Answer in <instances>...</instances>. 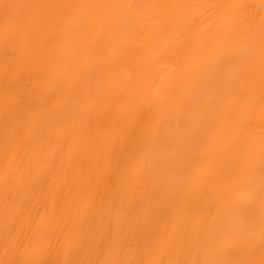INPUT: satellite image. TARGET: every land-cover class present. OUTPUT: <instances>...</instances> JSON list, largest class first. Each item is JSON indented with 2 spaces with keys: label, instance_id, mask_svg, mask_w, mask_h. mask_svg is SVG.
Segmentation results:
<instances>
[{
  "label": "snow or ice",
  "instance_id": "obj_1",
  "mask_svg": "<svg viewBox=\"0 0 264 264\" xmlns=\"http://www.w3.org/2000/svg\"><path fill=\"white\" fill-rule=\"evenodd\" d=\"M135 7L131 4L0 3L5 41L17 37L20 49L19 58L5 66L6 82L0 90V109L4 114V243L6 256L22 257L0 260V264H257L252 259L182 260L165 258L164 254L165 249L175 247L187 252L195 249L205 255L212 250L231 254L244 250L251 254L257 239L262 257L258 264H264V0L260 5L259 31L262 73L259 137L253 128L256 111L251 81L244 74L255 55L250 49L247 57L237 61L239 70L233 75L235 86L226 85V91L219 95L218 120L229 133L225 156L215 170L197 164L186 171L182 186L177 190V202L182 205L191 195L186 190L191 185L196 183L205 189L202 207L186 227L179 244L146 231L143 242L134 250L123 229L112 226L113 218L119 223L114 201L109 205L102 196L98 204L89 207L87 199H77L84 194L98 193L101 188L107 192L112 184L120 188L132 185L148 165L150 153L162 147L160 122L153 123L148 113L153 110L163 113L169 104L168 93L146 95L140 102L101 96L95 99L89 96L85 101L75 88L69 90L68 83L73 77L87 81L97 70L96 66L89 64L70 73L52 57L53 52L68 44L70 35L88 37L98 25L114 18V10ZM243 23L237 21L236 26ZM82 104L87 111H76ZM78 119L96 125V136L104 141L106 150L80 161L81 169L86 171L76 195L65 198L63 205H53L51 212L45 206L40 220L29 227L31 235L24 243L15 235L13 227L18 210L29 207L46 179L44 173L49 161L54 164L59 158L57 146L66 122ZM241 170L243 179L234 180L233 174ZM257 182L260 188L258 236L253 200ZM65 208L71 210L68 223L60 225L57 221L54 227L53 221L57 216L63 217ZM37 215H40L38 210ZM53 235L57 236L58 249L51 247ZM56 250H62L65 259L47 258ZM145 251L159 252V258L148 261L122 258Z\"/></svg>",
  "mask_w": 264,
  "mask_h": 264
},
{
  "label": "bare ground",
  "instance_id": "obj_2",
  "mask_svg": "<svg viewBox=\"0 0 264 264\" xmlns=\"http://www.w3.org/2000/svg\"><path fill=\"white\" fill-rule=\"evenodd\" d=\"M18 4H108L136 5L132 9L114 10V18L98 25L88 37H68V44L52 53L58 66L69 72L95 65L87 81L70 79L68 88H75L83 100L101 96L105 99L122 97L136 102L145 96L169 94V104L163 113H148L153 123L160 122V144L149 155V163L132 185L120 188L116 184L98 193L84 194L88 206L100 202L104 196L119 212V223L112 219L113 228L127 234L132 249L144 240L145 232L172 239L179 244L188 224L196 217L203 203L205 189L194 183L183 204L177 202V190L182 186L186 171L195 165L217 169L227 151L229 133L218 120L219 95L226 85L235 86L237 61L255 53L244 74L250 78L256 121L255 135L260 132L261 60L259 31L262 0H0V3ZM184 5L187 7H174ZM214 5L215 7H209ZM233 5H249L240 9ZM244 23L237 27L236 22ZM20 56L19 40L4 38L0 13V90L6 82L5 66ZM25 80L27 73L25 72ZM31 86V84H29ZM94 111V107L92 108ZM76 111H87L82 104ZM4 114L0 109V260L21 259L19 255L6 256L4 232V197L2 177ZM59 158L49 161L41 183L29 207L19 209L13 225L15 235L27 243L29 227L40 220L45 206L63 205L65 198L76 195L83 171L80 161L85 156L102 154L104 141L96 136V125L84 119L67 121L60 133ZM258 152V148H257ZM182 165L178 168L177 165ZM50 169V171L48 170ZM233 179H243L242 170ZM256 206L255 230H260V188L257 182L253 193ZM37 210L40 215H37ZM71 210L65 208L63 217L53 221L68 223ZM107 225V221H106ZM58 235V234H57ZM62 240V237H61ZM51 247L58 249L57 236L51 238ZM165 258L195 260H261L257 239L251 254L242 250L231 254L212 250L207 255L183 251L179 247L165 249ZM52 261L65 259L62 250L47 257ZM85 258V257H80ZM95 258V257H91ZM127 260L159 258V252L145 251L122 257Z\"/></svg>",
  "mask_w": 264,
  "mask_h": 264
}]
</instances>
